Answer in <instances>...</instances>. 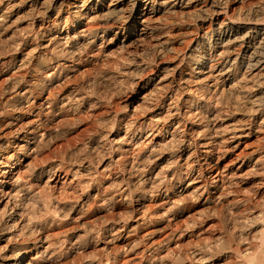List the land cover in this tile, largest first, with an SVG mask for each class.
Instances as JSON below:
<instances>
[{"label":"bare ground","instance_id":"6f19581e","mask_svg":"<svg viewBox=\"0 0 264 264\" xmlns=\"http://www.w3.org/2000/svg\"><path fill=\"white\" fill-rule=\"evenodd\" d=\"M27 22L0 47V264L74 256L62 229L84 200L110 207L105 264H264V0H0V32ZM110 45L123 55L104 62L109 80L147 94L128 115L105 108L124 134L96 145L121 175L93 193L91 176L68 206L51 184L79 187L91 162L43 150L57 122L101 107L87 79ZM214 222L223 231L201 237Z\"/></svg>","mask_w":264,"mask_h":264},{"label":"rangeland","instance_id":"374dc122","mask_svg":"<svg viewBox=\"0 0 264 264\" xmlns=\"http://www.w3.org/2000/svg\"><path fill=\"white\" fill-rule=\"evenodd\" d=\"M28 24H29L28 22L19 24V27H18L19 32H17L15 29L11 30L12 33L10 31L0 32V47H5L6 45L10 44V38L17 35L22 30L26 31V28L28 29ZM4 44L5 46H2ZM9 50L7 49V51ZM132 54H134L133 51H132ZM0 55H1V51H0ZM121 55H123V53L117 50V46L110 45L104 48L103 57L99 58V60L97 61L96 68H94L93 66H92L93 68L89 66L90 68H92V70L87 80H89L90 84L92 85L91 90L93 92V95L95 96L94 98L95 101H97L101 107H97V109L93 111L87 112L86 110L85 111L86 115L88 113L91 115L88 114V116L86 115L81 116L83 118L81 117L74 118L73 120H70V122L69 121L67 122L66 120H65L66 122L64 120L63 122L62 121L57 122L54 125V128L52 129V132H51L55 134L53 137V140H51V143H48V145L45 146L44 150L42 149L45 154L46 153L50 154L51 158L55 157L56 159H59L62 156H64V154H67L69 156V160L72 163H75L77 166L84 165L85 167L87 166V162L88 163L91 162L88 166V168H90L89 173L86 174L85 172H83L81 180L79 179V182L82 181L80 182L79 187H77L76 183L74 184L76 180H72L71 176H68L67 180L66 179L64 180L65 184L63 183V185H61L63 180L59 184H54V183L51 184L50 191L53 194V196L56 199L67 198L65 199V201H68L67 203L68 206H72L74 204L73 203L74 200L78 196H79V200L82 199L80 190H82L83 185L81 184H83L87 180H90L91 176L96 175L95 177L93 176V178H96L95 181H97L96 183L94 182V184H92L93 189L90 191L93 193L95 192L97 187H100V186L102 188L101 190H104V191L109 190L111 188L110 186L111 182L112 183L116 182L117 177L121 175L119 173H121L122 170H120V167H119L117 171L118 167L116 166V163H115V160L118 158L116 154H115V159L111 161V159L109 158L110 153H108L106 150H103L102 148L97 147L98 145H96L97 143H99L100 140L106 139L110 135V133H112L113 136L116 133H118L119 135H117V138L123 137V134H124L123 129L118 131L117 126L113 125V122L108 120L107 117H109V115H107L104 112V110L105 108H108L112 113L116 111H120L119 113L116 114V117H119L124 114L128 115L132 112L133 108L135 107H139V109L141 110L142 102H143L142 99L144 95L147 94V91L140 92V93L135 92L134 86L133 84H131V82L134 81L133 76L128 79H124L123 80L124 82L122 81L121 82L122 84L120 83L121 85L114 86L113 85L114 81L109 80L110 79L108 78L109 76L106 75L107 70H106V66H104V62L105 64H106V61L112 62L116 60L117 58H119ZM6 56H7L6 51H2V55L0 56V58L6 57ZM96 76H98L97 79L95 78ZM99 77H101L103 80ZM86 106H84L85 109L88 108V105ZM139 109L137 108L138 113H139L138 111ZM88 142L92 143L94 146L93 148H95V149H90L93 154H91V152L88 153L89 151L88 150L89 145H87ZM245 146L254 147L255 146L254 140L247 141V143L242 145L241 148ZM38 157L39 159H36V163L38 162L37 165L39 166L43 164L44 161L49 162L51 159V158L46 159L49 156L48 157L44 156V158L43 156L42 157L38 156ZM81 160L83 161L81 163H78ZM27 174L28 173L24 174L23 176H26ZM61 177H63L62 174H61ZM74 187L77 189H75ZM83 189L84 191H87L86 185H84ZM83 202H84L83 203L84 205L82 204L83 211L79 210V216L77 217L75 216L76 213L70 214L71 216L68 217L66 226L62 229V232H65L66 234L74 237L73 241H75V239L77 240L79 237V249L76 250L77 253H75L74 256H71V258H69L68 260H65L64 262L63 261H60V262L49 261L43 264H72V263L73 264L74 263L105 264L106 257L107 258L111 257L112 255L111 252L114 246L108 242L110 241L109 233H103L102 235H99V236L96 235L97 229L105 225L107 223V220L109 219V208H110L109 204L103 203L101 200H95L94 202L95 206L93 205V207L89 208L88 204L85 203V200ZM263 205H264V198H262V201H260L258 210L262 209L261 206L263 207ZM38 211L35 213L36 214L35 216L39 218L43 217V213L40 211L38 212ZM80 212H85V213L81 214ZM141 213H142V209H139L134 214L133 217H135V219H133L131 223L134 224V222L137 220L136 218L140 217ZM118 217L119 216L116 215L115 218H118ZM177 222L178 224L182 225L184 223V220L183 218H180L179 220H177ZM223 227L225 226L217 225L214 222L212 223L210 229L205 228L207 229V231L203 233L202 234L203 236L201 237H204V236L210 237V234L212 233L213 234L220 233L221 231H223ZM91 232H94L95 234L94 233L91 234ZM182 244L185 247L186 246L188 247V245L191 244V241L189 239H185ZM140 246L141 245H139L138 249H134V251H132L131 253L123 254V252L121 251L120 252L121 254H119L120 256L119 260L125 261L127 260V258H130V259L139 258L140 257L139 251L141 249ZM54 257H56L54 258L55 260L59 259L57 258L58 256H54ZM153 264H160V263L157 262ZM164 264H168V262H164ZM218 264H224V262L221 261Z\"/></svg>","mask_w":264,"mask_h":264}]
</instances>
